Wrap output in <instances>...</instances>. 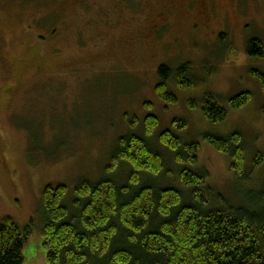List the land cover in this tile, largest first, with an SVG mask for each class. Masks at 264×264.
<instances>
[{"label": "rangeland", "instance_id": "rangeland-1", "mask_svg": "<svg viewBox=\"0 0 264 264\" xmlns=\"http://www.w3.org/2000/svg\"><path fill=\"white\" fill-rule=\"evenodd\" d=\"M191 2L0 0V219L33 224L23 264H48L45 188L66 186L71 205L83 182L122 181L127 172L110 167L117 140L142 136L148 116L160 121L152 143L170 130L199 144L193 169L207 170L233 203L262 188L264 89L254 73L264 74V58L247 51L252 38L264 43V0H205L200 9ZM185 64L193 85L172 79L167 88L177 101L165 100L156 89L159 68ZM243 92L252 94L250 103L231 108ZM210 96L229 110L222 123L202 112ZM237 132L250 172L245 184L207 139Z\"/></svg>", "mask_w": 264, "mask_h": 264}, {"label": "trees", "instance_id": "trees-1", "mask_svg": "<svg viewBox=\"0 0 264 264\" xmlns=\"http://www.w3.org/2000/svg\"><path fill=\"white\" fill-rule=\"evenodd\" d=\"M247 52L264 58L263 41L252 38ZM190 67L174 72L162 65L159 95L176 102L167 85L174 79L192 86ZM254 74L264 89V74ZM251 100L252 94L243 92L230 100V107L244 108ZM202 112L212 123L229 115L218 96L208 97ZM174 125L184 128L186 122ZM144 126L142 136L117 140L110 167L127 172L122 181L110 176L83 182L71 205L65 203L66 186L45 188L41 234L48 264H264V184L233 203L214 188L207 170L193 169L198 143L165 130L154 144L159 118L146 117ZM207 139L229 157L238 182L248 183L243 135ZM32 230L33 224L23 229L11 218L0 219V264H23Z\"/></svg>", "mask_w": 264, "mask_h": 264}, {"label": "flooded vegetation", "instance_id": "flooded-vegetation-1", "mask_svg": "<svg viewBox=\"0 0 264 264\" xmlns=\"http://www.w3.org/2000/svg\"><path fill=\"white\" fill-rule=\"evenodd\" d=\"M193 2H191L192 4L190 6H194V4L200 8H202V6L204 5V1L205 0H192Z\"/></svg>", "mask_w": 264, "mask_h": 264}]
</instances>
